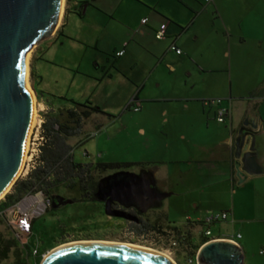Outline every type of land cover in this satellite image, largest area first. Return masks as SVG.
I'll return each instance as SVG.
<instances>
[{
	"label": "rangeland",
	"instance_id": "374dc122",
	"mask_svg": "<svg viewBox=\"0 0 264 264\" xmlns=\"http://www.w3.org/2000/svg\"><path fill=\"white\" fill-rule=\"evenodd\" d=\"M88 1L89 4L92 3V7L89 8L86 16L79 14L78 8L71 11V14L66 18L63 33L58 41L51 40L45 44L43 59L37 60L38 72L43 77L39 88L58 96H67L78 103H84L90 99L93 104L102 107L105 112L114 116L96 115L94 118L102 124L97 126L100 127L97 135L81 146H77L76 139H74L76 161L81 163H135L130 168L112 170L109 173L126 172L141 176L145 173L157 172L159 178L164 180L158 190L161 194H165L166 130L165 112H162V110L165 109V88H172L176 85L181 75L172 73L166 65L165 69L160 66V68L152 69V76L145 93L146 97H156L159 100L153 103H150L152 101L142 102L140 111L135 110L133 107L128 108L127 103L129 100H126V91L130 88V84L124 75L116 71L117 66L115 64L119 66L118 63L120 61L116 57V53L125 49L126 56L122 62L125 63L126 67H130L134 62L139 63V67L129 69L128 74L136 76L138 74L139 77L143 74V69L141 68H143V64L150 62V59H152L151 54L147 48L139 45V41H142L141 35L139 33H131L129 36L126 26L127 24L135 25L133 28L136 29V26L140 25L145 12H147L145 17L150 19L149 12L144 8L146 3L144 0H124L123 4H121L120 0H104L103 5L109 11L105 12L100 7V2L102 3L103 0ZM158 1L165 4V0ZM200 1L204 5L208 4L206 0ZM248 4L253 9L251 0H249ZM67 6L68 0H64L61 19L55 32L63 22ZM134 6H137L136 10L132 11L135 9ZM120 8L122 11H124L123 8H126L128 9L126 12L131 13L128 14V20H123L122 18L125 12H117ZM178 9L180 10L179 7ZM182 10L185 12L184 9ZM254 10L251 11L254 15L262 17L256 25L263 28L264 31V0H260ZM205 12L212 15L213 8L208 7ZM250 33V29L247 28L245 32L246 39H248L247 43H242L240 36L234 35L230 37L224 33L207 38V42L211 46L206 49V45H203L202 51H205L210 62L214 61V65L219 64V67H224V69L207 72L201 77V80L205 76L208 80L225 78L228 80L229 85L236 86V88L249 82L246 87V94L249 91V87L256 82L259 83V64L260 61L264 60H261L264 53L261 54L260 52L261 50L264 51V43L263 48L260 49L258 38L250 36ZM147 36L148 39L144 38V41H158L155 33L151 32ZM189 38H191V33L186 39L189 40ZM47 39L45 38L38 42L26 56V64H28L29 71L27 79L31 85H34L35 79L32 70L39 46L42 42H46ZM175 61L178 62V59ZM95 62L101 64L102 68L98 70L94 65ZM103 67L112 71L116 78L110 79V77H107L101 81L100 77L105 76ZM35 93L38 110L36 111L37 118L34 125L38 123L39 116L41 114L43 116V112L47 109L46 105L38 97L37 91ZM123 103L125 104L121 106ZM171 106L175 107L176 105L171 104ZM82 113L85 118L94 114L86 109ZM95 121L93 119L89 120L86 125L90 132L97 129ZM142 129H145V133ZM84 151H88L90 156H84ZM24 165L25 167L19 172L17 180L26 177L24 174L27 172V163ZM172 183L174 185V194L170 198H165L164 196L159 201V205L166 210L171 208L169 221L174 222V225L178 227L184 228L188 218L195 215L191 206L192 192H188L189 194L185 193V190L178 186L179 182H176V178ZM13 186L7 190L8 192L4 196L0 197V203L6 200V196L12 191ZM188 186L190 188L192 184L190 183ZM262 188V186L260 189H256L255 186L243 187V185H236V190H232L223 184L217 187H210V197L204 199L207 202L206 205L213 207V211H228L229 219L214 224L212 226L213 231L216 236L223 234L233 237V235L241 233L243 239L240 241L246 245L247 249L246 264H264V254L261 253L264 248V189L262 190ZM178 192L182 194H178ZM197 192L193 191L194 197L200 194L199 191ZM63 194H66L67 197L69 196L67 192L63 191ZM97 207L92 201L70 202L61 207H54L39 217L35 221L37 234L35 239L37 240L41 237L48 239L52 236H58L55 237L57 241H53V244L45 250V254L65 243H72L76 238L61 239L59 233L73 230L76 226L83 230L84 237H105L109 241H123L121 238L116 239L115 237L117 236L112 235V233L110 234L104 229L101 230L95 227V223L101 224V222L104 223L106 220L105 217L98 216ZM208 212L203 213V218ZM89 225H94V227H88ZM11 232L12 230L6 221L0 220L2 238L8 240L13 236ZM152 240L151 238L148 242L143 241L138 242V244L158 249L168 255L170 254L165 244L158 240L152 242ZM21 258L20 254L12 251L7 259L0 261V264H22ZM43 259L44 257L40 261H36L35 258L29 257L25 261L27 264H42Z\"/></svg>",
	"mask_w": 264,
	"mask_h": 264
},
{
	"label": "crops",
	"instance_id": "0c3cea01",
	"mask_svg": "<svg viewBox=\"0 0 264 264\" xmlns=\"http://www.w3.org/2000/svg\"><path fill=\"white\" fill-rule=\"evenodd\" d=\"M120 1L121 4H123L122 2L124 0ZM206 1L208 4L204 5L200 0H165V4L158 0H144L146 3V5L144 4V8L149 12L150 19H148L147 23H143V20L147 18L145 17L147 12H145V15L142 16L140 25L136 26V29H134L133 27L135 25L127 24L126 31L129 36L131 33H139L141 35L142 41H139V45L148 49L152 59H150V62L143 64V68H141L143 69V74L140 77L138 74L137 76L128 74V70L139 67V63L134 62L130 67H126L125 63L122 62L126 56V52L122 56H118L117 53L122 50L117 51L116 57L118 60L120 59V61L118 63L119 66L115 64V66H117L116 71L124 75L130 84V88L126 91V100H129L127 107H133V105L130 106L131 102H133L134 105H140V110L142 108V102L152 101L150 103H153L159 100L156 97H146L145 93V89L152 76V69L160 67H164L165 69L166 65L172 73L181 75L176 85L172 88H165V109L162 110V112H165L166 130L165 198H170V196L174 194V185L172 181L175 178L176 182H179L178 186L182 187L185 193L192 192L191 206L195 215H192L191 222H189V220L186 222L184 225L185 227H182V231H188L192 234V241L194 244H199V250L205 244H201L202 236L204 237V227L196 224V222L203 218L204 212L213 211V207L206 205L207 202L204 200L210 197V187H217L225 184L232 190H236V185H243V187L255 186L256 189H260L262 186V190L264 189V173L248 175L244 178L243 182H240L235 169L236 158L234 156L235 138L238 135V130L246 118L247 113L251 112V115L260 122V132L256 139V147L258 150L257 162L264 169V55L261 57L263 61H260L259 64V83L256 82L253 86L249 87L247 94L245 91L249 82L237 86L236 88V86L229 85L228 80L225 78L208 80L205 76L203 80H201V77L207 72L224 69V67H219V64L214 65V61L210 62L205 51H202L203 45H206V49L211 46L207 42V38H210V36L218 35L219 33H224L230 37L236 35L240 36L242 43H247L248 39H246L247 36L245 32L248 28L251 32L250 36L257 37L258 42H260V49L263 48L264 31L263 28L256 25L262 17L254 15L253 12H251L254 8H257L260 0H251L253 9L250 8L251 6L248 4L249 0ZM104 2V0L102 3L100 2V7L105 12H109L106 7H104ZM87 4H89L88 0H68V6L62 24L52 37L48 38L46 42H42L39 46L38 54L33 64L36 72L33 84L36 91L38 90L44 93V96L40 98V100L43 101L47 108L51 106L50 104L55 108L62 106L65 102L62 100L63 97L69 100L66 102V107H74L76 101L67 96H58L39 88V84L43 81V77L38 72L37 60L43 59L42 56L45 44L49 43L51 40L58 41L61 37L65 26L64 23L68 15L71 14V11L78 8V13L82 16H86L89 8L92 7V3L89 5ZM136 7L137 6H134L135 9L132 11L136 10ZM208 7L213 8L212 15L205 12ZM182 9L187 12H183ZM123 10L124 11L120 8L117 12H125L122 18L123 20H128V14L131 13L126 12V10H128L126 8H123ZM171 21L184 27L183 33L177 38H175L177 35V28L174 25H169ZM161 29H165V38L158 39L156 36L158 41L151 40L149 42L148 40H143L144 38L148 39L147 35L151 32L157 34ZM190 33L191 38L188 40L186 38ZM173 45L181 49L182 52L178 53L174 50L172 48ZM260 53L263 54L264 51L261 50ZM185 56L186 58H184ZM177 59L178 62L175 61ZM94 65L98 70L102 68L101 64L98 62H95ZM103 70L105 71V76L100 77L101 81L105 80L107 77H110V79L116 78V76H114L115 74L106 67H103ZM209 98L223 99V105L229 110L227 119L224 123L217 121L214 106H207L204 104V100ZM80 104H85L84 109L88 112L92 111L94 114L86 118L84 134L71 138L70 143L73 145L75 143L74 139H76L77 146H81L89 140L85 139V136L90 133L86 127L89 120L93 119L95 121L96 118L94 117L102 114L108 117H114L105 112L100 106L101 112L93 111L91 108L96 106V104H93L90 99ZM124 104L125 103L121 104V106ZM171 104L176 106L172 107ZM95 122L96 127L102 125L97 119ZM96 130L99 131L100 127H97ZM142 131L145 133V129H142ZM155 173L148 174L156 179L158 181L157 186L161 187L164 180L163 178H159L157 172ZM190 183L192 186L188 188V184ZM193 191H199L200 194L194 197ZM178 194L182 193L178 192ZM165 213L169 221L171 208H168V210L165 209ZM105 219L108 224L112 225L117 221L115 218L107 216ZM171 223L174 224V222ZM236 235H233V237ZM225 236L230 237V235L223 234L216 236L213 231V237L215 238H224ZM211 240L212 239L209 241ZM103 241L109 240L104 239ZM239 246L246 264V245L239 240ZM263 250L264 248L262 251ZM171 255L172 259L179 264H198V254L193 256V263L187 262V258L192 255L184 250L174 251Z\"/></svg>",
	"mask_w": 264,
	"mask_h": 264
},
{
	"label": "water",
	"instance_id": "95a60500",
	"mask_svg": "<svg viewBox=\"0 0 264 264\" xmlns=\"http://www.w3.org/2000/svg\"><path fill=\"white\" fill-rule=\"evenodd\" d=\"M62 2L0 0V197L17 181L32 120V99L25 85L26 56L38 42L55 33L61 19ZM259 132V120L251 112L247 113L235 138V169L240 182L248 175L264 173L257 162ZM70 202L57 198L54 207ZM107 214L127 217L111 212L109 207ZM97 240L101 239L80 241ZM197 261L198 264H245L239 244L228 239L205 243L198 252ZM42 264L174 263L167 256L129 246L81 244L58 251L48 259L44 257Z\"/></svg>",
	"mask_w": 264,
	"mask_h": 264
},
{
	"label": "trees",
	"instance_id": "16d2710c",
	"mask_svg": "<svg viewBox=\"0 0 264 264\" xmlns=\"http://www.w3.org/2000/svg\"><path fill=\"white\" fill-rule=\"evenodd\" d=\"M169 25H174L177 28L175 38L184 31V27L176 24L174 21H171ZM32 74L34 77L36 76L34 68ZM37 94L39 98L44 96V93L38 90ZM62 100L65 101L62 106L55 108L50 104L51 106L43 112V133L46 137V143L42 147L41 155L29 174L25 178L18 179L15 182L12 191L6 196V200L0 203V212L22 199L29 191L37 190L44 191L52 198L49 210L54 208V201L57 198H65V200L69 198L72 202L94 201L100 179L104 174L112 170L130 168L135 165V163L121 162L81 163L76 161L74 155L75 147L70 143V140L71 138L81 136L85 132L86 118L82 113L85 104L75 102L76 105L74 107H66V102L69 100L65 97ZM91 109L96 112L102 111L97 105ZM63 191L67 192L69 196L64 195ZM0 220H4L1 214ZM196 224L203 225L200 221H197ZM90 226L93 225H89L88 227ZM186 232L187 246L184 250L195 256L200 246L199 244H194L192 234L188 231ZM11 233L13 235V232ZM36 236L34 224V236L30 244L23 249L14 235L6 240L0 234V261L7 259L12 251L20 254L22 264H27L25 259L29 257L40 261L44 257L45 250L53 244V241H57L55 237L58 236H52L48 239L41 237L37 240L35 239ZM210 239L202 236L201 244L207 243ZM34 246L38 248L37 256L32 255L31 249Z\"/></svg>",
	"mask_w": 264,
	"mask_h": 264
},
{
	"label": "flooded vegetation",
	"instance_id": "af4514ba",
	"mask_svg": "<svg viewBox=\"0 0 264 264\" xmlns=\"http://www.w3.org/2000/svg\"><path fill=\"white\" fill-rule=\"evenodd\" d=\"M157 185L158 181L148 173L141 176L126 172L104 174L99 182L96 199L92 202L96 204V207L98 206L96 210L99 217H112L117 221L113 225L106 221L101 224L95 223V227L112 233L117 236L116 239L123 240H118L119 242L124 243H136L140 236L152 237L158 233H165L166 229L181 231L182 228L167 220L164 207L159 205V201L165 194L159 192ZM107 207L111 212L122 213L127 217L109 215ZM82 231L79 226H76L73 230L59 234L61 239L76 238L75 242L107 239L84 237L85 234Z\"/></svg>",
	"mask_w": 264,
	"mask_h": 264
},
{
	"label": "built area",
	"instance_id": "2783aa9c",
	"mask_svg": "<svg viewBox=\"0 0 264 264\" xmlns=\"http://www.w3.org/2000/svg\"><path fill=\"white\" fill-rule=\"evenodd\" d=\"M210 1V0H208ZM148 18H145L143 20V23H147ZM165 29H161L157 32L156 36L158 39L165 38ZM174 50H176L178 53H181V49L177 48L175 45L172 47ZM125 53L124 50L117 53L118 56H122ZM204 104L207 106H214L216 111V119L218 122L224 123L227 119L229 110L223 105V99L221 98H213V99H206L204 100ZM133 105V108L137 111L140 110V105H134L133 102H131L130 106ZM38 123L35 124L32 127L28 145H27V160L25 163H27V172L24 174V176H27L29 172L32 170V168L37 163L41 152L42 147L46 143V137L43 133V123H44V117L42 114L39 116ZM97 130L88 133L85 136V139H90L97 135ZM84 156H90L88 151H84ZM24 163V164H25ZM52 204V198L47 195L42 190L37 191H29L22 199L18 200L8 208L4 209L0 212L3 219L6 221L8 226L11 228L14 237L19 242L20 246L24 249L26 248L33 236H34V224L35 221L44 215L46 212H48L49 208ZM229 219V213L227 211H210L208 214L199 220L203 223L204 227V236L211 238L212 240L216 239H228L236 242L239 244V240L242 239V234L239 233L235 237H228L225 236L224 238H215L213 237V230L212 226L216 223L224 222ZM189 222H191V217L188 218ZM153 239L152 242L155 240L160 241L162 244H165V247L168 252H170L169 256L171 257L172 252L178 251V250H184V248L187 246L186 238H187V232L186 231H179L176 232L171 229H166L165 233H158L153 235L152 237L149 236H140L138 242H148L149 239ZM32 255L37 256L38 255V248L37 246H34L33 249H31ZM185 251V250H184ZM199 250L197 251L198 254ZM264 254V250L262 251ZM46 254H44L45 257ZM168 255V254H167ZM168 257V256H167ZM169 257V258H170ZM174 264H179L175 260L170 258ZM188 263H193L194 258L193 256H190L187 258Z\"/></svg>",
	"mask_w": 264,
	"mask_h": 264
},
{
	"label": "bare ground",
	"instance_id": "6f19581e",
	"mask_svg": "<svg viewBox=\"0 0 264 264\" xmlns=\"http://www.w3.org/2000/svg\"><path fill=\"white\" fill-rule=\"evenodd\" d=\"M63 4H64V0L62 2V10H63ZM62 10H61V15H62ZM28 72H29L28 71V64H26L25 85H26V88L28 89V91L30 93V96H31V99H32V110H33V112H32V120H31L30 128H29V131H28V134H27L26 145H25V154H24V160H23V165L21 166V170L23 169V167H25V165H24L25 162L24 161L27 160L26 151H27L28 140H29V136H30L32 127H33V125H34V123L36 121V118H37L36 111L38 110L37 109V104H36V93H35V90H34L33 86L31 85L30 81H28V79H27L28 78ZM25 158H26V160H25ZM5 193L2 196H4ZM81 244L124 245V246H129V247L136 248V249H142V250H145V251H149V252H153V253H156V254H160V255H164V256L170 257L169 255L159 251L158 249H154V248H151V247H148V246H144V245H141V244H138V243H133V242L124 243V242H119V241L97 240V241H80V242H72V243L64 244L62 246H59L57 249L49 252L48 254H46L45 259L50 258L54 253H56L58 251L64 250V249L72 247V246L81 245Z\"/></svg>",
	"mask_w": 264,
	"mask_h": 264
}]
</instances>
